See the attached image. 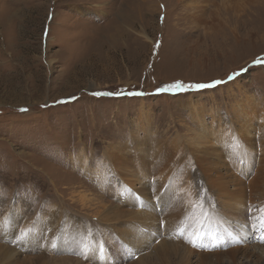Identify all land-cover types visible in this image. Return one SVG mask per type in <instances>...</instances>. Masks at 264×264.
Here are the masks:
<instances>
[{"label": "rangeland", "instance_id": "374dc122", "mask_svg": "<svg viewBox=\"0 0 264 264\" xmlns=\"http://www.w3.org/2000/svg\"><path fill=\"white\" fill-rule=\"evenodd\" d=\"M257 58H264V0H0V264H201L178 247L181 234L167 225L155 193L178 189L176 178L189 180L197 197L221 209L216 192L200 183L206 171L192 162L195 147L179 163L166 164L176 153L172 143H185L186 150V138L204 126L209 132L235 126L240 135L256 136L264 123V64H254ZM216 81L222 83L188 88ZM175 83L188 90L158 91ZM217 135L200 142L214 146ZM223 139L215 146L229 145ZM245 155L234 159L233 174L244 168ZM254 161L244 181H251ZM162 164L176 178L162 181L157 192L145 198L130 188L133 205L114 194L119 176L134 180L137 168ZM99 200L126 210L115 211L134 227L126 240H103L110 220L97 221ZM67 217L90 235L78 236L82 244L70 242L75 235L61 244L49 239L50 231L68 235ZM251 226L247 252L254 245L261 257L237 254L238 264L264 262V243ZM35 227L40 242L27 233ZM139 229L148 238L130 244ZM98 244L108 258L91 250ZM162 247L167 253L158 259Z\"/></svg>", "mask_w": 264, "mask_h": 264}, {"label": "bare ground", "instance_id": "6f19581e", "mask_svg": "<svg viewBox=\"0 0 264 264\" xmlns=\"http://www.w3.org/2000/svg\"><path fill=\"white\" fill-rule=\"evenodd\" d=\"M261 115H262V112H261ZM246 121H251V120L249 118L248 120H245V121L240 120L241 123H246ZM233 127L234 128L231 127V129L229 128L225 131H223L224 129L219 130L218 128L212 127L211 129L212 132H209V130H206L207 127L205 128V126L203 128L201 127L200 132L195 131L188 138L189 140L186 138L185 142H187L186 145H188L186 150H184V146H183L185 143H180L178 146V143L176 142H179V141L176 140L175 143L174 142L172 143L174 149H176V153H174L172 156L168 158L167 164H166L168 166L169 163L171 165L179 163L182 159H184L185 157L189 155L191 150H194L192 149V147H195L196 154L193 155L195 159L192 160L190 156L188 160H192V162H195V164L197 165V168H199L201 172H203V170L206 171L204 172L205 173L204 178L199 179L200 183L204 184V186L207 189H211L214 192H216V195L215 194L214 195L217 197L221 209H216V208L213 209L210 206H207L209 202H206L204 198H199V196L197 197L198 193L196 194V189L192 184L193 182L191 183L189 180L186 181L185 183L180 182V180L175 177L176 174L172 173L174 170L171 168V166L163 167L164 166L163 164L160 167L153 165L151 167V170L153 171L152 173L151 172L149 173V170H150L149 167L141 166L140 168H137L139 170L135 172V174H138L136 179L134 180L131 179L129 175L125 176V178H123L122 176H119L120 183L119 185L114 186V194H116V196L121 195L123 196L122 198H124V195H127L126 199L124 201H121L123 205H128V204L133 205V203L135 202L134 200L135 198H133V195L131 193L132 191L130 190V188L135 189L136 191L138 190V192L140 191L143 197L147 198L149 197L148 194L150 192L152 191H154V193L157 192L159 190L158 186L160 185L162 186L166 180H169L175 177L178 180V189L175 188L172 192H170L169 188L166 187V189L164 188L162 195L160 194V191H158L155 194L157 195V198L160 199L159 203L165 204L163 211L165 210L166 216L169 220L167 225L169 226V228L171 226L173 227L174 235H176V232L177 234L178 232L179 234H181L180 236L181 239L180 241H178V247L182 248V251L184 253L191 254L193 258L194 256H197V261H199L201 264H221L223 261L228 264L230 262H232V264H238L235 261V259L237 258V254L240 256L243 255L245 252L248 251V249L250 248V243H252L251 241L248 240L249 235H248L247 229H251L252 227L251 225L252 224L254 225L255 223V217L260 215L261 209H264V123L260 122L259 128L258 127H257L258 129L256 128L258 130V133L252 139L249 135L245 133L241 134L242 135L241 136L240 133L238 132V129H236L235 126ZM216 132H218V135L214 138L213 143L215 145L217 142L221 143V140L224 138L227 141H229V145L226 144L227 146H225L224 145L225 143H224L221 145L218 144L217 146L211 145L209 147H206V145L201 144L200 141L204 138V136L207 133L210 134V137H213L214 135H216ZM254 142L258 143V146L256 148L253 147ZM160 150L161 148L157 149V151L155 152L156 156L160 153ZM240 151L241 152L243 151L244 154H246L245 157H247V160H248L247 163L250 161V158L255 160L254 161V165H255L254 175L251 178V181L249 182L244 181L245 177L250 174L247 163L243 164L244 165L243 169L240 168L242 171H240L238 168V170L236 171L238 175L233 174L234 171H232L231 169V166L235 167L234 166L235 164H233V161L238 156ZM258 152H260L261 158H257ZM166 156L167 155L165 154L164 157L166 158ZM113 168L114 170L116 169L115 167ZM154 169L158 171H162V169H164L163 175L164 174L166 176L168 175V177L166 178L162 176H157L158 172L157 171L155 172ZM150 176L154 177L153 178L155 182L154 185L153 184L151 185V181H147L148 178H150ZM130 179L133 180L134 182L129 183V181H131ZM259 179L261 181H258ZM142 180H145V182L143 181L144 183H141ZM136 182L139 184V186L137 185L138 188L136 187ZM258 182L259 183L261 182L260 187H256V184H258ZM177 191L178 193L176 195ZM128 198H131V199L128 200ZM101 201L102 200L98 201V205L96 209L97 221L103 224V223L108 222L106 219L110 220V222H108L107 225H104L106 227H109V229L107 228L108 230L105 231L104 235H106L107 237H103L104 238L103 240L110 241L114 239L116 236L117 237L120 236L123 240H126V234L129 233L130 229H133L134 227L127 226V223L123 221L119 212L115 213V211H126V210H123L117 205L112 206L108 201H106L107 205L102 204ZM146 204L149 207L148 208L149 211L156 213L153 203H150V202L148 203L146 201ZM249 207H251L252 210H255V209L257 210L251 211L249 213L251 215L250 216L251 218L250 220L246 221V218L249 215L246 213V211H247V208ZM134 209L132 211H137ZM68 218L69 217H67V220H65L66 222L64 223L65 228L68 226L72 227L70 231L67 233L68 235L64 236L65 235L64 231L55 232V233L54 231L52 233L50 231L49 239L50 238L54 239L56 240V242L61 244L62 240L63 242L64 240L69 242V239L70 238L72 239V236L75 235L74 239L71 240L70 242L74 243L75 241H77L80 244H82L84 240H81L80 238L78 239V236L82 234V232L87 237H89L90 235L87 233V231L84 232L83 226L77 225V222H78L77 220H71V218L69 219ZM214 218L217 219L218 221H216ZM73 226H76V227H73ZM177 227H178V230H177ZM57 229L58 228H56V231ZM139 230H140V235L130 239L129 240L130 244H135V246H137L139 244H142L144 240L148 238V236L146 235L147 232L143 231L142 229H139ZM28 232H30L32 239L35 238L38 240V242H40L41 231L39 233L37 232L36 234V227H35V228L30 229L29 231L27 230V233ZM217 232L219 233V235H216ZM43 233L47 234V227ZM182 236H186L187 240L195 241V243L197 244V247L195 248V247L189 246V244L183 241ZM27 237L30 240H32L29 235H27ZM255 238L259 239V236H256ZM238 240L240 241V243H237ZM241 241H243L242 243L243 245H237V244H241ZM256 244L257 243H255V245ZM165 245L169 249L175 248V246L168 241L165 243ZM200 245H203L204 247H207V248H213L212 250H215V251L208 252L206 250V252L205 251L202 252L201 250H204V248L200 247ZM213 245H215V247H213ZM104 248L105 247L103 245L98 244V245L92 246L91 250L95 252V255L97 257L101 259H105L108 257L105 255ZM255 248L256 247L253 245L251 249L252 253L250 251L247 253L252 254L254 256L255 254L253 253H257L258 251V250L256 251ZM257 248L259 249V247ZM176 249L177 248H175V250ZM164 250L166 249L162 247L160 251L161 254L160 253L156 254L158 259L163 257L165 253H167ZM262 252H263L262 255L264 257V251ZM112 253L113 252L111 250L110 255ZM260 254L261 253L258 254L259 257H261ZM111 256H113V254ZM189 256L190 255H188L187 258ZM256 261L258 263H252V264H260L259 258H257ZM262 264H264V262Z\"/></svg>", "mask_w": 264, "mask_h": 264}, {"label": "snow or ice", "instance_id": "6c2138e0", "mask_svg": "<svg viewBox=\"0 0 264 264\" xmlns=\"http://www.w3.org/2000/svg\"><path fill=\"white\" fill-rule=\"evenodd\" d=\"M254 64H264V58H257V60H255L253 62ZM241 71H244L243 69ZM239 75V73H234L232 75L229 76V80L234 79L235 76ZM222 83V81H216L214 83H210V84H196V85H189L188 88L191 89H195V90H200V89H204V88H209V87H214L216 84ZM172 89H176V90H188L186 89L181 83H175L173 85H171L168 89H159L158 91H171ZM139 93H137L138 95ZM93 95H113V93H93ZM131 95V93H130ZM65 101H57V103H64ZM21 111H25V109H21ZM195 206V205H194ZM253 231L256 232L258 231L260 233L259 236V240L261 243H264V209L260 210V215L255 217V223L253 225ZM27 233H25L24 235H26ZM189 242H191L193 244V247H197V244L195 243V241L189 240ZM237 243H240V241L238 240ZM200 247H203L204 250L210 251L212 250L211 248H207L204 247L203 245H200ZM213 247H215V245H213Z\"/></svg>", "mask_w": 264, "mask_h": 264}]
</instances>
